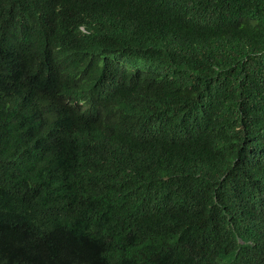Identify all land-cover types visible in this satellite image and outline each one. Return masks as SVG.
Returning a JSON list of instances; mask_svg holds the SVG:
<instances>
[{"label":"trees","instance_id":"1","mask_svg":"<svg viewBox=\"0 0 264 264\" xmlns=\"http://www.w3.org/2000/svg\"><path fill=\"white\" fill-rule=\"evenodd\" d=\"M0 264H264V0H0Z\"/></svg>","mask_w":264,"mask_h":264},{"label":"clouds","instance_id":"2","mask_svg":"<svg viewBox=\"0 0 264 264\" xmlns=\"http://www.w3.org/2000/svg\"><path fill=\"white\" fill-rule=\"evenodd\" d=\"M236 210H237L239 213H240V212H244V211H246V210L242 209L241 207H238Z\"/></svg>","mask_w":264,"mask_h":264}]
</instances>
